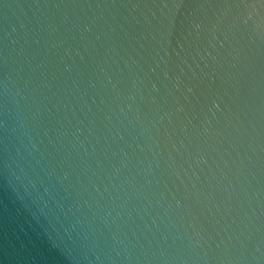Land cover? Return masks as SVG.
Returning a JSON list of instances; mask_svg holds the SVG:
<instances>
[{
	"label": "water",
	"instance_id": "95a60500",
	"mask_svg": "<svg viewBox=\"0 0 264 264\" xmlns=\"http://www.w3.org/2000/svg\"><path fill=\"white\" fill-rule=\"evenodd\" d=\"M0 264H264V0H0Z\"/></svg>",
	"mask_w": 264,
	"mask_h": 264
}]
</instances>
